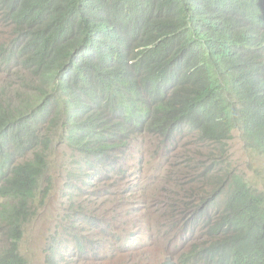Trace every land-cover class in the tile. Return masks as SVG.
Instances as JSON below:
<instances>
[{
	"label": "trees",
	"instance_id": "16d2710c",
	"mask_svg": "<svg viewBox=\"0 0 264 264\" xmlns=\"http://www.w3.org/2000/svg\"><path fill=\"white\" fill-rule=\"evenodd\" d=\"M0 19L15 35L0 45V232L9 235L0 264H27L23 228L52 144L30 137L36 115L58 114L62 128L79 132L87 128L76 120L90 117L120 132L122 152L140 135L167 141L191 129L224 155L237 128L264 162V0H0ZM15 84L31 94L10 95ZM209 157L185 163L201 169L199 194L213 191L184 212L210 240L167 264H264V196L215 151ZM54 245L46 264H62Z\"/></svg>",
	"mask_w": 264,
	"mask_h": 264
},
{
	"label": "rangeland",
	"instance_id": "374dc122",
	"mask_svg": "<svg viewBox=\"0 0 264 264\" xmlns=\"http://www.w3.org/2000/svg\"><path fill=\"white\" fill-rule=\"evenodd\" d=\"M11 30L0 21V45L15 38L13 36L6 40ZM11 72L13 70L9 74ZM19 73L21 75V70ZM14 74L13 72V79ZM6 78V73L0 74V84ZM12 78L8 75V79ZM16 90L22 92V95L31 94V91L21 89L17 84L9 94L12 95ZM63 130L65 129L60 126V131ZM242 132L237 128L233 131L224 155L213 146L201 149L192 135L191 156L201 160V154L213 148L211 151H215L221 165L228 166L231 171L243 176L264 196V173L259 169L263 167L261 163H264L262 156L259 157V153L246 143ZM169 147L170 144L164 139L147 133L131 141L127 150L121 153L128 158L127 174L120 178L118 189L113 190L119 194L128 191L129 200L124 201L122 197L107 198L98 193L86 196L82 205L97 215L99 224L92 231L89 230L92 224L88 229L80 226L72 230L71 234L66 233L60 238L57 246L64 256L62 264H167L171 260L178 263L191 251L188 250L186 240L190 246L199 247L210 240L207 228L196 216L193 218L189 214L188 217L193 218V225H187L184 211L190 208L185 207V204L195 201L199 205L201 196H209L213 189L194 196L200 193L202 185L185 178L180 180L172 177L170 172L181 163L178 154L186 151L171 156ZM77 153L83 158L85 151H73L67 145L60 150V144H57L50 154L48 176L53 180L51 194L47 198L41 194L34 204L31 219L23 228L20 246L27 264H46L47 252L50 247L55 246L51 236L58 227L59 231H64L67 226L63 220L64 213L69 209L64 199V187L74 161L80 160ZM209 155L210 151L206 153L207 163H211ZM178 181L180 182L177 183ZM91 184L90 181L89 185ZM170 189L169 196L167 193ZM174 202L180 203L176 211L177 204L172 205ZM197 209L198 207L192 209V212L198 211ZM210 213L214 215L213 211ZM79 214L73 215V218L80 216ZM7 232V226L0 232V249L8 246ZM75 234L81 240V246L75 242Z\"/></svg>",
	"mask_w": 264,
	"mask_h": 264
},
{
	"label": "clouds",
	"instance_id": "9594fccd",
	"mask_svg": "<svg viewBox=\"0 0 264 264\" xmlns=\"http://www.w3.org/2000/svg\"><path fill=\"white\" fill-rule=\"evenodd\" d=\"M0 21L6 27L12 29L10 36L6 40L15 36L13 27L11 25L5 24L1 19ZM67 65H69L68 62ZM76 66H78V62L74 60L72 62L73 69H75ZM21 69H22L21 67L16 68V70H21ZM58 117H59L58 114L54 116L50 115L47 120L42 122V118H39L38 115L35 116L34 125L36 127V131L34 132L36 133H33L32 136L30 137L47 136L52 141V144L47 146L48 149L47 160L38 161V165L41 169V174L38 177L41 178L40 185L38 188L40 195L36 197L35 194V198L33 200H30L29 202V207L32 204V202L35 204L38 201L41 194L44 195V198L49 197L51 194L53 187V180L51 177L48 176V170H49L50 154L54 146L60 144V150H61L62 146L67 145L73 151L74 150L80 152L85 151L83 158H80L79 153H77L80 160L74 161L72 168L69 170L67 175V180L64 187V199H65V203L69 206V209L64 213L63 220L67 223V226L64 227V231L67 230L72 231L76 228H79L80 226H82V228L88 229V227L91 224L92 227L89 230L92 231V229L98 226L99 221H97L96 219L97 216L96 214L83 207L82 205L83 201L85 200L86 196H93V194L96 193L101 194L107 198L122 197L124 198V201H128L130 197L128 191L122 192L120 194L113 191L114 189H118L120 184V178L126 176L127 174L126 165L128 164V158L125 157L124 154L123 155L121 154L123 148L119 143L120 132H105L90 117L89 118L82 117L76 120L79 121L80 123L84 122L86 124L87 129L85 132H79L78 129L74 130L72 127L76 128V126L74 125L75 123L72 124V126H70L69 128L60 131V120L58 119ZM57 119L59 121H57ZM54 122L56 123L54 124ZM177 133L180 134H178L175 137L173 136L171 139L167 141L165 140L166 143L170 144L169 154L172 156L174 153H178V152L186 151V153L178 154V158H180L181 163H178V165L174 166L175 169H173V171L170 172V175L176 179L182 180V178H185V180H191L192 182H197L198 185H202L203 187L202 189H205L204 180L196 178L197 175L200 173L201 169L198 167L189 168L190 166L185 165V163L190 162V156H191L190 146L192 144L190 141V137L194 135L195 136L194 141L197 143V145H200L198 143L199 134L191 129L180 131ZM133 135L134 134H132V136ZM210 146H213V148H215V145L213 144L207 147H203L200 145V148L205 149ZM118 147L119 149H117ZM41 148H45V146H41ZM213 148L209 149L206 152H203L202 154L208 153ZM121 156L123 157L122 159L120 158ZM84 157H86V159ZM201 159L205 160V157H201ZM101 160H103V163L102 165H99V162ZM95 162L97 163V165H99L97 166L96 169H94L93 167ZM90 181L92 182L91 185H89ZM179 182L180 181H178L177 183ZM167 194L169 196L171 195V189L168 191ZM195 195H197V193ZM78 213H80L79 214L80 216L73 218L74 217L73 215H77ZM109 217L116 218V216H109ZM81 222H84V224L81 225ZM59 229L60 227H58L56 233L51 236L50 238L51 240L57 239V242H59L60 238L66 234L64 231H59ZM186 245H188L187 246L188 250L191 251H193L194 248L199 247L194 245L190 246L188 244V240H186Z\"/></svg>",
	"mask_w": 264,
	"mask_h": 264
},
{
	"label": "bare ground",
	"instance_id": "6f19581e",
	"mask_svg": "<svg viewBox=\"0 0 264 264\" xmlns=\"http://www.w3.org/2000/svg\"><path fill=\"white\" fill-rule=\"evenodd\" d=\"M84 158L86 159V157H84ZM200 219H201V218H200ZM103 224H104V223H103ZM101 225H102V224H101ZM91 233H92V232H91ZM87 235H90V234L87 233ZM83 249H84V247H83ZM201 258H202V257H201Z\"/></svg>",
	"mask_w": 264,
	"mask_h": 264
},
{
	"label": "water",
	"instance_id": "95a60500",
	"mask_svg": "<svg viewBox=\"0 0 264 264\" xmlns=\"http://www.w3.org/2000/svg\"><path fill=\"white\" fill-rule=\"evenodd\" d=\"M126 168H127V165H126Z\"/></svg>",
	"mask_w": 264,
	"mask_h": 264
}]
</instances>
